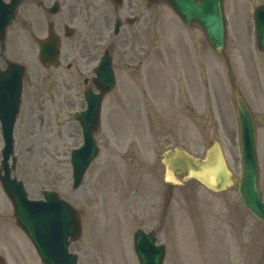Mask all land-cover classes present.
I'll return each instance as SVG.
<instances>
[{
    "label": "rangeland",
    "instance_id": "rangeland-1",
    "mask_svg": "<svg viewBox=\"0 0 264 264\" xmlns=\"http://www.w3.org/2000/svg\"><path fill=\"white\" fill-rule=\"evenodd\" d=\"M52 1L42 0L44 6ZM59 1L55 15L39 7V1H26L8 30L5 54L26 65L14 133V174L30 197L54 189L76 207L82 234L70 250L79 264H139L133 250L138 228L156 231L158 242L167 247L165 264H243L242 247L249 252V264L258 263L260 255L264 261V225L247 211L237 192L241 154L235 105L238 90L256 119L264 193V51L256 46L252 18L264 0H225L228 38L223 52L215 51L198 27L185 25L164 2L147 7L142 0H125L120 6L111 0ZM123 12L141 13L142 19L152 16L149 37L135 38L133 31H140V25L122 27L114 36L112 23ZM99 21H105L102 29ZM49 23H55L62 38L58 68L39 61L36 39L46 37ZM66 23L75 28L69 37L63 31ZM106 39H111L117 84L102 104L96 132L101 150L73 190L70 151L82 137L72 113L84 104L83 89L93 76L85 66L96 61L103 51L99 41ZM151 41L153 45L144 46L148 58L139 63V44ZM127 45L133 51L126 52ZM150 59L153 65H148ZM214 140L221 142L234 186L215 193L196 180L166 181L162 156L167 149L180 145L203 157ZM2 147L0 128V161ZM103 186L109 190L103 192ZM12 215L0 185V252H17L21 243L25 263L42 264ZM215 220L218 227L222 221L234 227L223 222L229 234L217 233ZM243 231L248 233L244 244Z\"/></svg>",
    "mask_w": 264,
    "mask_h": 264
},
{
    "label": "water",
    "instance_id": "water-1",
    "mask_svg": "<svg viewBox=\"0 0 264 264\" xmlns=\"http://www.w3.org/2000/svg\"><path fill=\"white\" fill-rule=\"evenodd\" d=\"M189 23H198L205 31L211 44L222 50L226 41V21L224 0H166ZM257 39L264 49V4L255 10ZM7 22L5 20L3 23ZM2 24V23H1ZM3 34L4 32L1 31ZM49 43H43L41 59L44 63L55 61L59 52L55 35ZM22 66L13 64L7 74L0 76V118L6 146L3 150L4 174L0 172L2 184L16 208L19 224L28 233L45 264H77V256L69 252V237L76 239L80 232V221L76 211L54 191H46L45 199L32 201L27 197L23 182L11 178L9 157L13 153V130L19 111ZM98 84L103 90L114 86L111 58L106 56L98 69ZM88 108L78 114L84 131V145L72 151L74 187H78L83 174L96 156L99 145L93 138L98 125L101 95L87 93ZM241 126L242 175L238 191L246 207L264 222V201L259 187V165L256 151V132L253 117L243 102L237 98ZM164 161L168 164V176L174 171L186 172L187 177H195L214 190H221L233 183L231 172L221 153L218 142L209 149L208 157L199 160L191 157L183 149L169 150ZM13 158L12 167H15ZM175 167V169H173ZM153 234L138 231L135 247L141 264H163V247L157 246Z\"/></svg>",
    "mask_w": 264,
    "mask_h": 264
},
{
    "label": "flooded vegetation",
    "instance_id": "flooded-vegetation-1",
    "mask_svg": "<svg viewBox=\"0 0 264 264\" xmlns=\"http://www.w3.org/2000/svg\"><path fill=\"white\" fill-rule=\"evenodd\" d=\"M4 1H9V0H4ZM26 1H28V0H22V2L18 5V14L20 13V10L22 9L23 10V8H22V6H24L25 5V3H26ZM35 2V4H37V1H39V3H38V6L39 7H43V2H42V0H34ZM123 15H125L124 14V12L122 13ZM124 19L127 21V22H132L133 21V24H131V26H130V30H131V28L132 27H134L135 25H137V26H139L140 25V31H138V32H135V31H133L134 32V34L133 35H136V34H140V33H142V32H145L146 30H147V28L149 27V25L150 24H152V17H147L146 16V19H142V15H140V17H137L136 16V18L134 19V20H131L130 19V17L129 16H125L124 17ZM104 22L105 21H99V25H98V28H101L102 29V27H105V25H104ZM51 24V23H50ZM52 25V24H51ZM104 25V26H103ZM64 27L66 28V25H64ZM132 35V36H133ZM105 35H103L102 37H104ZM131 36V37H132ZM130 37V38H131ZM130 38L129 39H127L128 41L130 40ZM100 43L102 42V41H99ZM132 42H133V40H132ZM136 43H138V40H137V42ZM139 46H141V50L140 51H143V49H144V45L142 44V43H140L139 44ZM143 46V47H142ZM137 53V52H136ZM133 57H137V55H133ZM1 60H3L4 62H7L8 61V59H7V57H6V54H5V51L3 50V51H1L0 52V64H1ZM88 65L89 64H86V68L88 69ZM70 67H72V64L71 65H69ZM88 79V78H87ZM87 81V80H86ZM21 256H22V250H21V248L19 247V249H18V251H17V253H14V259H15V263H13V264H24V263H21Z\"/></svg>",
    "mask_w": 264,
    "mask_h": 264
},
{
    "label": "bare ground",
    "instance_id": "bare-ground-1",
    "mask_svg": "<svg viewBox=\"0 0 264 264\" xmlns=\"http://www.w3.org/2000/svg\"><path fill=\"white\" fill-rule=\"evenodd\" d=\"M102 190H103V192L105 191V190H109V187H107V186H103V188H102ZM114 199L116 200V196H114ZM108 200H110V199H108ZM104 201H105V199H104ZM102 253V252H101Z\"/></svg>",
    "mask_w": 264,
    "mask_h": 264
}]
</instances>
